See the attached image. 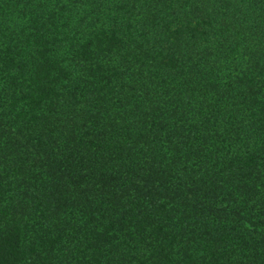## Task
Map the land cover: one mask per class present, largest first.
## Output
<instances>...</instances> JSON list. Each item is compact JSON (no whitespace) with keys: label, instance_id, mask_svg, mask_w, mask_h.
<instances>
[{"label":"trees","instance_id":"trees-1","mask_svg":"<svg viewBox=\"0 0 264 264\" xmlns=\"http://www.w3.org/2000/svg\"><path fill=\"white\" fill-rule=\"evenodd\" d=\"M0 264H264V0H0Z\"/></svg>","mask_w":264,"mask_h":264}]
</instances>
